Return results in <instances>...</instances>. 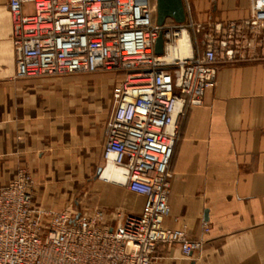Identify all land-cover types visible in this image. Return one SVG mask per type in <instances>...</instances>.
I'll use <instances>...</instances> for the list:
<instances>
[{"label":"built area","instance_id":"2783aa9c","mask_svg":"<svg viewBox=\"0 0 264 264\" xmlns=\"http://www.w3.org/2000/svg\"><path fill=\"white\" fill-rule=\"evenodd\" d=\"M28 4L34 12L25 15ZM9 9L19 78L125 74L105 126L102 172L109 163L122 169L125 182L114 184L146 203L112 228L102 209L83 216L37 204L34 180L22 170L0 187V264H153L159 244L177 245L185 257L200 252L204 238L164 225L179 120L215 86L220 52L232 60L245 49H264V0H253L251 18L217 26L205 48L171 63L167 48L186 26L158 27L152 0H10ZM161 33L165 54L157 56ZM176 106L178 120L169 131Z\"/></svg>","mask_w":264,"mask_h":264},{"label":"crops","instance_id":"0c3cea01","mask_svg":"<svg viewBox=\"0 0 264 264\" xmlns=\"http://www.w3.org/2000/svg\"><path fill=\"white\" fill-rule=\"evenodd\" d=\"M184 1L190 27L214 23L215 30L253 15V0ZM9 3L0 0V187L23 170L34 180L37 204L73 210L63 179L78 178L81 160L94 164L91 203L114 228L122 213L139 214L146 203L143 195L97 177L106 111L120 83L108 80L80 93L67 89L73 80L65 77L19 78ZM33 12V5L24 6L25 15ZM219 56L215 86L202 106L179 120L164 222L205 244L191 257L177 245L159 244L153 264H264V49H245L232 60Z\"/></svg>","mask_w":264,"mask_h":264},{"label":"rangeland","instance_id":"374dc122","mask_svg":"<svg viewBox=\"0 0 264 264\" xmlns=\"http://www.w3.org/2000/svg\"><path fill=\"white\" fill-rule=\"evenodd\" d=\"M156 2V0H153V4ZM155 6V5H154ZM155 14L157 15V10L155 9ZM194 21V20H193ZM190 22L185 23V26H188L184 28L189 34L190 40H191V46L195 49V47L205 48L209 41L212 39H215L216 36L212 30H214L215 24L212 23L207 28H205L203 25H199V23L193 22V26L190 27ZM201 26V27H200ZM211 31V32H210ZM172 44L175 46L179 40V38L172 37ZM46 77H53V78H59V77H65L66 79L73 80L71 82V85L67 89L76 90L80 93H85L87 91H91L94 89V87H99L107 83V81H111L112 85L121 83L124 80L125 74H119V73H113V72H97L94 74H75V75H64V76H46ZM69 89V90H70ZM107 114H106V123L110 117L111 111H112V97L111 101L108 104L107 107ZM104 126V127H105ZM104 134H105V128H104ZM80 165V171L77 176H74L73 179H63L64 183L67 181L69 184L64 187V192L69 195V203H72L71 208L80 213H89L94 210V207L92 206L91 199H92V183L93 178L95 174V167L96 165H91L88 162H83L82 160L79 163ZM104 166V162H103ZM102 164L101 167L103 168ZM18 175V174H17ZM100 179V177L98 178ZM113 183V182H111ZM127 214H130V212L122 213V216H125Z\"/></svg>","mask_w":264,"mask_h":264},{"label":"bare ground","instance_id":"6f19581e","mask_svg":"<svg viewBox=\"0 0 264 264\" xmlns=\"http://www.w3.org/2000/svg\"><path fill=\"white\" fill-rule=\"evenodd\" d=\"M185 25V24H184ZM179 40L175 46H169L167 48L166 61L171 63L175 59H185L192 56L193 50L191 46V40L189 34L186 30H183L179 33ZM179 106H176L175 112L173 114V123L168 128L169 131L172 130L175 122L178 120ZM124 171L119 168H115L111 163L103 169L100 179L105 180L106 182H113L123 184L125 182Z\"/></svg>","mask_w":264,"mask_h":264},{"label":"water","instance_id":"95a60500","mask_svg":"<svg viewBox=\"0 0 264 264\" xmlns=\"http://www.w3.org/2000/svg\"><path fill=\"white\" fill-rule=\"evenodd\" d=\"M158 27H163L167 21L172 20L177 25H184L187 22V10L184 0H156ZM155 54L163 56L165 54V39L163 33L160 34L156 46ZM102 168L98 170L97 177H100Z\"/></svg>","mask_w":264,"mask_h":264}]
</instances>
